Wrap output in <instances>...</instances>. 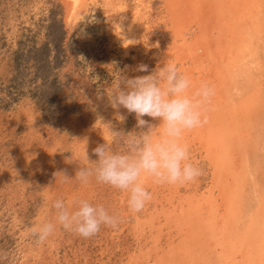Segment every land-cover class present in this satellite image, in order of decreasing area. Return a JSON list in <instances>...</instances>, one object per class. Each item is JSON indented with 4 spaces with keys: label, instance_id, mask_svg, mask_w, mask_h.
<instances>
[{
    "label": "rangeland",
    "instance_id": "obj_1",
    "mask_svg": "<svg viewBox=\"0 0 264 264\" xmlns=\"http://www.w3.org/2000/svg\"><path fill=\"white\" fill-rule=\"evenodd\" d=\"M221 1L229 15L241 7L257 15L250 34L242 32L249 52L235 69L250 65L254 78L234 77L223 106L228 113L223 131H211L208 148L188 145L190 162L203 175L183 186L145 178L152 200L133 213L127 192L94 178L88 184L74 178L89 163L86 153L90 161L98 159L93 152L98 145L108 142L113 151H126L116 133L148 130L137 128L135 113L112 108L107 92L120 76L151 74L175 45L165 1L144 0L139 26L132 18L140 0H86L69 23L65 0H0V264H264V121L249 143L251 157L233 191L232 206L240 211V247L233 243V259L224 258L223 225L209 213L210 191L219 193L215 177L234 140L233 118L256 106L264 112V0ZM206 63L197 64L203 73ZM143 119L158 139L160 121ZM58 172L71 179L65 182ZM56 199L103 205L121 222L117 229L102 226L91 238L57 225L47 242L37 244L30 229L55 222Z\"/></svg>",
    "mask_w": 264,
    "mask_h": 264
},
{
    "label": "clouds",
    "instance_id": "obj_2",
    "mask_svg": "<svg viewBox=\"0 0 264 264\" xmlns=\"http://www.w3.org/2000/svg\"><path fill=\"white\" fill-rule=\"evenodd\" d=\"M139 70L147 71V67L141 66ZM192 87L191 79L181 74L174 63L168 62L149 75L120 76L112 91L107 92L108 103L114 109L122 107L128 113H135L137 128L147 126L148 130L133 131L122 137L116 133L126 151H113L108 142L98 145L93 150L98 159L90 161L86 153L83 159L89 163L79 167L74 179L88 184L94 178L98 183L127 192L128 208L133 213L141 212L152 200L151 192L145 187V178L150 177L156 184L180 186L197 180L203 170L190 162V149L184 137L186 132L207 123L206 110L215 96V89L202 83L190 92ZM144 116L160 121L162 132L158 139L154 138V127L143 119ZM58 173L63 174L65 182L71 179ZM52 208L55 222H45L30 229L37 244L47 242L57 225L83 238H91L102 226L117 229L121 222L118 214L86 199H77L70 204L56 199Z\"/></svg>",
    "mask_w": 264,
    "mask_h": 264
},
{
    "label": "bare ground",
    "instance_id": "obj_3",
    "mask_svg": "<svg viewBox=\"0 0 264 264\" xmlns=\"http://www.w3.org/2000/svg\"><path fill=\"white\" fill-rule=\"evenodd\" d=\"M65 1L68 6L69 23L75 12L83 6L86 0ZM164 1L167 8L165 12L168 13L167 16L172 21V34L175 38V45L162 56L163 60L159 63L158 67H162L166 62L177 64L181 73L188 76L192 81L193 87L190 89V92L195 91L202 83H207L215 89V96L206 110L207 123L202 127L186 132L184 137L187 145H192L197 142L207 149L208 142L211 139V131L214 128H217L218 132L223 131L221 123H223L224 119L226 120V117L224 118L225 111L226 115L228 114L227 109L223 106H225L229 96V90L233 86L234 77L245 73L246 75L249 74L247 78L250 82L254 78L251 74L250 67H248L250 65H244L245 67L240 66L241 71L238 73L235 72V69H237L238 63L241 64V62H237L238 59L242 55L248 56L246 54L249 52L247 50L249 46L242 44V41L244 44L248 43L246 40L248 37L246 35L244 39L242 32L250 34L251 25L255 18L257 19V15H254L255 11H251L250 8L245 7H241V9L229 15L228 10L225 8L227 2L225 4L221 0ZM140 2V5L136 8V15L132 18L135 20V22H132L138 23L139 26L142 24L141 19L143 17L141 19L138 18L137 13L143 8L144 0H140ZM143 23L145 22L143 21ZM131 36L132 33L129 32L126 35L127 40ZM126 52L127 54L129 52L127 45ZM199 61L207 62L204 73L197 66ZM189 62L191 65L188 64ZM256 107L249 108L248 111L243 110V112L245 111L247 113H241L242 118L239 116V120L233 118L235 126L231 130L233 132L230 137L234 140L230 143L232 145L230 146V151L228 150L229 153L225 160L226 162L224 161L225 163L222 164L220 174L215 177V187L218 188L219 193L217 195L214 194V188V190L210 191L208 197L209 213L212 221L217 225H223L221 249L226 260L233 259L234 257V250L232 249L233 243L237 242L240 247L236 227L237 220L239 219L238 212L240 211L236 206H232L233 191L238 182L237 180L240 181V178L243 177L242 174H244L246 161L251 157L248 149L249 143L257 133L258 125L264 121L262 116L264 112L259 113ZM231 115L229 117L232 120ZM248 243L244 244V250L248 246ZM241 263L244 264L243 262Z\"/></svg>",
    "mask_w": 264,
    "mask_h": 264
}]
</instances>
